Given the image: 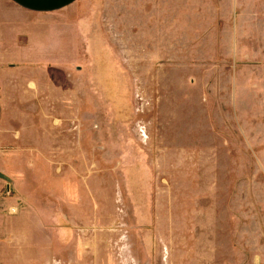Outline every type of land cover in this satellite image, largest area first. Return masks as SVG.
Listing matches in <instances>:
<instances>
[{
  "label": "rangeland",
  "instance_id": "obj_1",
  "mask_svg": "<svg viewBox=\"0 0 264 264\" xmlns=\"http://www.w3.org/2000/svg\"><path fill=\"white\" fill-rule=\"evenodd\" d=\"M81 6V61L51 113L64 125L49 154L28 161L40 171L31 199L45 197L46 170L49 198L76 204L62 209L67 245L51 264H264V114L249 149L215 118L225 113L201 120L181 106L167 61L142 57L138 0ZM32 235L41 247V232Z\"/></svg>",
  "mask_w": 264,
  "mask_h": 264
},
{
  "label": "crops",
  "instance_id": "obj_2",
  "mask_svg": "<svg viewBox=\"0 0 264 264\" xmlns=\"http://www.w3.org/2000/svg\"><path fill=\"white\" fill-rule=\"evenodd\" d=\"M82 1L0 0V264H51V253L60 257L67 245L62 209L76 204L49 198L46 170L45 197L31 199L30 176L40 171L28 161L49 154L51 134L64 125L51 113L65 105L81 61ZM138 8L142 57L170 64L181 106L201 120L225 113L215 117L221 127L253 147V120L264 114V0H138ZM5 180L13 203L2 201ZM9 204L17 207L7 216ZM33 232L43 235L41 247H33Z\"/></svg>",
  "mask_w": 264,
  "mask_h": 264
}]
</instances>
